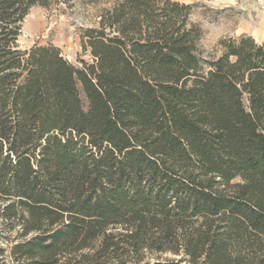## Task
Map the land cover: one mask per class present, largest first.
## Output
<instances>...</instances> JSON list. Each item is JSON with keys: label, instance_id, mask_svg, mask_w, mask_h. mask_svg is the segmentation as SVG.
<instances>
[{"label": "trees", "instance_id": "16d2710c", "mask_svg": "<svg viewBox=\"0 0 264 264\" xmlns=\"http://www.w3.org/2000/svg\"><path fill=\"white\" fill-rule=\"evenodd\" d=\"M54 2L0 0L12 264H264V43L227 38L205 57L194 5L114 0L76 67L20 45Z\"/></svg>", "mask_w": 264, "mask_h": 264}, {"label": "rangeland", "instance_id": "374dc122", "mask_svg": "<svg viewBox=\"0 0 264 264\" xmlns=\"http://www.w3.org/2000/svg\"><path fill=\"white\" fill-rule=\"evenodd\" d=\"M194 5L191 22L203 32L200 48L207 54L218 53L220 42L242 35L264 43V0H174ZM114 0H56L50 7H35L23 23L20 45L31 49L35 45H52L76 67L79 60L91 62L81 46V34L97 28L104 10ZM239 182V180H236ZM16 238L13 235L14 239ZM0 264H12L10 247L0 239ZM163 259L175 258L170 254Z\"/></svg>", "mask_w": 264, "mask_h": 264}]
</instances>
